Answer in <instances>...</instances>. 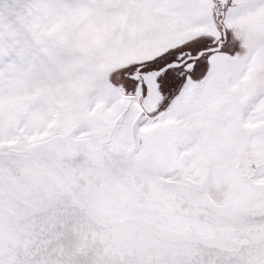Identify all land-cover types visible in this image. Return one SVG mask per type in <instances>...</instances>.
Masks as SVG:
<instances>
[{"label":"snow or ice","instance_id":"1","mask_svg":"<svg viewBox=\"0 0 264 264\" xmlns=\"http://www.w3.org/2000/svg\"><path fill=\"white\" fill-rule=\"evenodd\" d=\"M0 264H264V0H0Z\"/></svg>","mask_w":264,"mask_h":264}]
</instances>
